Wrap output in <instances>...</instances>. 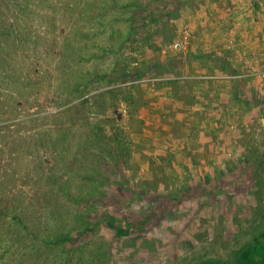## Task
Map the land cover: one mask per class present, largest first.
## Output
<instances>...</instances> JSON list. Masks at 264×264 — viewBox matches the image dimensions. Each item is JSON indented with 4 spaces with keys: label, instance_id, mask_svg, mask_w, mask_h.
I'll list each match as a JSON object with an SVG mask.
<instances>
[{
    "label": "rangeland",
    "instance_id": "1",
    "mask_svg": "<svg viewBox=\"0 0 264 264\" xmlns=\"http://www.w3.org/2000/svg\"><path fill=\"white\" fill-rule=\"evenodd\" d=\"M263 8L0 0V264L227 263L264 230Z\"/></svg>",
    "mask_w": 264,
    "mask_h": 264
},
{
    "label": "crops",
    "instance_id": "2",
    "mask_svg": "<svg viewBox=\"0 0 264 264\" xmlns=\"http://www.w3.org/2000/svg\"><path fill=\"white\" fill-rule=\"evenodd\" d=\"M251 22H252L251 29L253 30V36H251L250 38L245 37V39H243V40H248V42L240 44L239 50L240 51H247L249 53L250 60H251L250 61L251 67H249V68L255 73L258 72V74H260V72H261V75H262V73H264V8L260 9L258 12H256L254 14V19ZM250 41H252V42H250ZM219 44H222V41H220ZM223 49H224V47L219 48V54H218L219 57L218 58L223 57V54L221 53ZM217 52H218V50H217ZM216 60H218V59H216ZM241 60H243V59H241ZM238 61H240V59H238ZM254 62H256V65L254 64ZM242 64L243 63H241L238 66L241 67ZM244 67H245V65L242 68H244ZM190 68L192 69L191 65H187L186 67L183 66L184 71H186V69L189 70ZM193 68H199L200 70L203 69L202 74H205V72H207V74L212 73V72H214V74L225 72V68L223 66H221L220 64L219 65H212V64H208V63H202L201 65H197V66L194 65ZM209 71H211V72H209ZM261 75L259 77H262ZM255 80H257V79H255ZM254 82H256V81H254ZM241 87L244 88V85H241ZM230 91H231V89H230ZM225 93H227V90L226 91L222 90V92H220V94H223V95H226ZM229 93H230V99H229L228 103L231 105V106L229 105V108H230V111L232 113H234V119H237L238 114L242 113V111L246 112L247 109L245 108V106L249 102H248V100L245 101V96H242V95H244V93L239 88L234 89V93H233V90ZM220 94H218L219 98L222 97ZM161 112H163V111L161 110Z\"/></svg>",
    "mask_w": 264,
    "mask_h": 264
},
{
    "label": "trees",
    "instance_id": "3",
    "mask_svg": "<svg viewBox=\"0 0 264 264\" xmlns=\"http://www.w3.org/2000/svg\"><path fill=\"white\" fill-rule=\"evenodd\" d=\"M115 228V227H114ZM120 231L116 228V231ZM85 231L90 232L91 229H86ZM126 234H130L129 229H125ZM69 238L63 237L58 240L61 243L69 242ZM199 264H264V230L252 238L251 242L239 248L234 253V258L227 263H216L214 261H208Z\"/></svg>",
    "mask_w": 264,
    "mask_h": 264
},
{
    "label": "built area",
    "instance_id": "4",
    "mask_svg": "<svg viewBox=\"0 0 264 264\" xmlns=\"http://www.w3.org/2000/svg\"><path fill=\"white\" fill-rule=\"evenodd\" d=\"M180 47H181L180 43H177V44L174 45V48H175V49H178V48H180Z\"/></svg>",
    "mask_w": 264,
    "mask_h": 264
}]
</instances>
